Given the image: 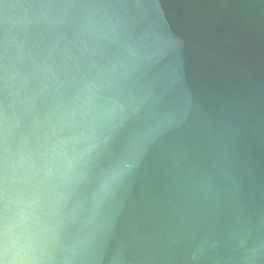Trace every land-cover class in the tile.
<instances>
[{
	"label": "water",
	"instance_id": "1",
	"mask_svg": "<svg viewBox=\"0 0 264 264\" xmlns=\"http://www.w3.org/2000/svg\"><path fill=\"white\" fill-rule=\"evenodd\" d=\"M0 209L32 264H264V0H0Z\"/></svg>",
	"mask_w": 264,
	"mask_h": 264
},
{
	"label": "clouds",
	"instance_id": "2",
	"mask_svg": "<svg viewBox=\"0 0 264 264\" xmlns=\"http://www.w3.org/2000/svg\"><path fill=\"white\" fill-rule=\"evenodd\" d=\"M151 21H145L143 27ZM6 213L0 209V264H32L29 252L34 238L26 232H8L5 229Z\"/></svg>",
	"mask_w": 264,
	"mask_h": 264
}]
</instances>
